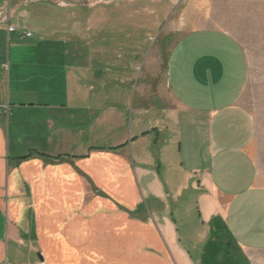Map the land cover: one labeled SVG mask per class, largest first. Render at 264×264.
Segmentation results:
<instances>
[{"label":"crops","instance_id":"crops-1","mask_svg":"<svg viewBox=\"0 0 264 264\" xmlns=\"http://www.w3.org/2000/svg\"><path fill=\"white\" fill-rule=\"evenodd\" d=\"M11 1L0 8L10 27L24 0ZM46 44L11 46L9 103L0 96V264H258L264 185L239 42L216 29L185 36L165 77L173 104L142 85L130 134L119 92L89 106L81 67L56 76ZM186 189L197 260L173 214Z\"/></svg>","mask_w":264,"mask_h":264},{"label":"rangeland","instance_id":"rangeland-1","mask_svg":"<svg viewBox=\"0 0 264 264\" xmlns=\"http://www.w3.org/2000/svg\"><path fill=\"white\" fill-rule=\"evenodd\" d=\"M0 8L8 15L12 1L0 0ZM11 18V27L0 24V96L4 94L6 104L11 46L44 42L47 48H54L49 57L55 60L56 76L69 71L67 65L81 67L88 81L89 106L106 107L111 100L106 93L119 92L116 101L120 110L127 112L124 128L129 134L131 123L138 120L141 100L133 92L142 85L163 103L173 104L165 77L185 36L207 29L230 34L248 62L241 104L255 124L252 151L264 185V0H24ZM25 33L32 37L21 38ZM43 53L34 50L32 58L40 59ZM147 124L145 119L142 128ZM152 137L157 138L155 134ZM176 201L173 214L185 246L197 260L198 251L184 237L189 229L185 222L191 225L196 219V194L186 189ZM193 243L199 244L197 240ZM257 261L264 264V252Z\"/></svg>","mask_w":264,"mask_h":264},{"label":"built area","instance_id":"built-area-1","mask_svg":"<svg viewBox=\"0 0 264 264\" xmlns=\"http://www.w3.org/2000/svg\"><path fill=\"white\" fill-rule=\"evenodd\" d=\"M30 37H32V34H31V33H25V34L23 35V38H30ZM38 264H45V262L42 261V262H40V263H38Z\"/></svg>","mask_w":264,"mask_h":264}]
</instances>
